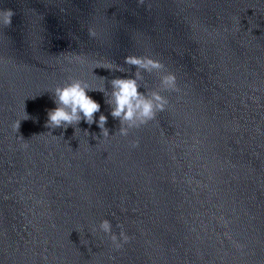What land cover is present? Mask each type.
Masks as SVG:
<instances>
[{
    "label": "water",
    "instance_id": "obj_1",
    "mask_svg": "<svg viewBox=\"0 0 264 264\" xmlns=\"http://www.w3.org/2000/svg\"><path fill=\"white\" fill-rule=\"evenodd\" d=\"M3 9L15 15L0 28V264H264V0ZM128 55L160 60L180 92L124 137L106 101L113 79L134 78ZM109 63L123 71L92 72ZM141 75L150 92L162 73ZM73 79L105 90L88 95L107 140L84 121L45 127L50 90ZM104 219L131 237L119 251Z\"/></svg>",
    "mask_w": 264,
    "mask_h": 264
},
{
    "label": "clouds",
    "instance_id": "obj_2",
    "mask_svg": "<svg viewBox=\"0 0 264 264\" xmlns=\"http://www.w3.org/2000/svg\"><path fill=\"white\" fill-rule=\"evenodd\" d=\"M14 15L15 13L11 9L0 10V28L11 27ZM236 30L239 31L240 28L237 27ZM90 34L95 35L91 30ZM125 63L136 67L134 78L113 79L111 81L112 92L106 101L111 107L110 115L120 122L118 134L124 137L128 136L131 129L147 125L156 119L158 113L168 109L170 102L163 93L180 92L176 75L166 71L165 65L160 60L154 59L149 55H128L125 58ZM96 68L123 71L118 65H113L112 63L98 65L92 69V72ZM142 71L150 74L162 73L159 77V85L155 90L150 92H140L138 90L143 87L139 82L143 78L141 75ZM50 91L56 107L47 111L45 127L49 129H67L69 126H78L81 121H84L89 126L96 124L104 140L110 137L109 129L106 127L107 117L100 115L98 120L95 117V114L101 110V104L88 95L89 92L93 91L103 93L105 91L103 88L92 87L81 79H73L71 82L63 86H57ZM26 119H29V117L24 110V117L17 120L13 125L16 132L20 127V121ZM49 133L51 134V132ZM85 133L88 135L87 131ZM20 139L23 140L22 138ZM138 146L139 141L131 144L132 148H137ZM23 147L27 148L28 144L25 143ZM117 227L120 228L119 235L113 232L112 223L104 219L100 222L98 230L107 236L111 240L114 249L119 251L124 244L130 241L131 237L127 235L123 225H117Z\"/></svg>",
    "mask_w": 264,
    "mask_h": 264
}]
</instances>
